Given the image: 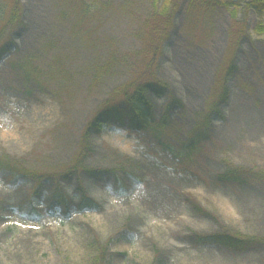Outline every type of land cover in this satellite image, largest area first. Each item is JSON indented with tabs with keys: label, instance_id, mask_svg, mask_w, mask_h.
I'll return each instance as SVG.
<instances>
[{
	"label": "rangeland",
	"instance_id": "obj_1",
	"mask_svg": "<svg viewBox=\"0 0 264 264\" xmlns=\"http://www.w3.org/2000/svg\"><path fill=\"white\" fill-rule=\"evenodd\" d=\"M167 1L20 0L0 40V158L55 178L11 185L0 177V264H264V246L233 252L194 240L264 238V180H216L230 166L264 172V33L255 29L264 20L250 0H182L164 44L156 76L168 93L149 99L156 121L177 101L166 128L175 143L209 119L211 138L193 161L178 163L152 135L111 125L91 139L81 166L115 172L123 190L108 185V173L103 183L79 171L58 178L90 118L131 78L135 63L124 54L140 48L142 22ZM9 11L10 0H0V25ZM227 54L236 68L229 97L209 116ZM56 187L70 200L68 218L47 214ZM82 194L97 207L79 211ZM32 208L42 217L29 216Z\"/></svg>",
	"mask_w": 264,
	"mask_h": 264
},
{
	"label": "trees",
	"instance_id": "obj_2",
	"mask_svg": "<svg viewBox=\"0 0 264 264\" xmlns=\"http://www.w3.org/2000/svg\"><path fill=\"white\" fill-rule=\"evenodd\" d=\"M182 0H169L162 6L161 9H155L148 14L141 24L140 30L135 37L140 41V48L131 53L124 54L128 60H133L134 70L131 78L124 84L116 88L111 95L102 102L97 112L90 118L85 125L80 141L79 149L74 163L64 174L58 178H65L68 173L84 172L94 181L103 183L104 174L108 173L110 178L107 179L108 185L115 187L116 190H123L118 180L119 177L115 172H105L98 170H90L82 168L83 160L90 153V141L92 138L101 134L104 128L108 126H117L125 129L128 132L140 133L143 136H151L153 139L167 150L172 158L178 163H186L194 160L199 155L203 144L211 138L210 122L206 118L199 125L195 126L188 134V137L180 142L175 143L168 139L166 128L170 125L169 113L174 105H177L175 99H171L166 105L162 117L156 121L153 112V105L149 96L160 98L168 93V86L159 80L156 76V70L159 65V60L162 57L164 44L167 41L173 26V20L179 3ZM190 3L196 0H189ZM199 2L211 3L210 0H197ZM157 3V1H156ZM241 2L238 4L240 5ZM89 4V3H88ZM87 4V5H88ZM230 6H234V0L226 2ZM97 4L92 5L95 7ZM225 6V4L223 3ZM20 0H10V11L6 14V22L4 26L0 25V40L3 28L6 25L17 21L20 11ZM88 7V6H83ZM89 8V7H88ZM248 8L251 9L258 18L264 19V0H251ZM88 13L81 12L77 14L76 24L81 23ZM1 23V22H0ZM259 34L264 33V25L262 22L257 24L255 28ZM234 40V39H231ZM5 47H0V59L4 55ZM233 56L225 57L224 61L228 62L225 70L224 79L217 80L212 87L209 97V116L215 114L220 116L218 106L226 104L229 91L226 86L228 78L235 71L233 64ZM166 137V138H165ZM152 139V138H151ZM55 174H39L37 172L26 169L19 165L15 160L8 156L0 158V177H5L11 185H15L21 179H32L37 185H40L44 180L54 179ZM217 182L226 185L245 186L251 180L263 181V171H253L244 167L230 166L226 171L216 176ZM79 189L82 190L79 184ZM80 191V190H79ZM71 203L67 196L59 187H56L51 194L50 202L47 207V214L55 215L59 209L64 218L69 217ZM97 207L90 199L82 194L81 201L77 206L79 211ZM31 217L41 218L42 214L36 209L30 210ZM194 240L197 245L204 247H221L233 252L249 251L257 246H264V238L261 237H246L233 236L225 233L211 234L206 236L194 235Z\"/></svg>",
	"mask_w": 264,
	"mask_h": 264
},
{
	"label": "bare ground",
	"instance_id": "obj_3",
	"mask_svg": "<svg viewBox=\"0 0 264 264\" xmlns=\"http://www.w3.org/2000/svg\"><path fill=\"white\" fill-rule=\"evenodd\" d=\"M8 125H9V126H10V128H11V133L14 135L15 133L12 131V130H14V126H13V125H11V123H10V122L8 123ZM12 134H11V135H12Z\"/></svg>",
	"mask_w": 264,
	"mask_h": 264
}]
</instances>
